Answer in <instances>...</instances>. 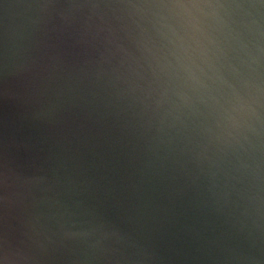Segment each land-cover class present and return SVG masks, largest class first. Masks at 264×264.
<instances>
[{
    "label": "water",
    "instance_id": "obj_1",
    "mask_svg": "<svg viewBox=\"0 0 264 264\" xmlns=\"http://www.w3.org/2000/svg\"><path fill=\"white\" fill-rule=\"evenodd\" d=\"M0 264H264V0H0Z\"/></svg>",
    "mask_w": 264,
    "mask_h": 264
}]
</instances>
